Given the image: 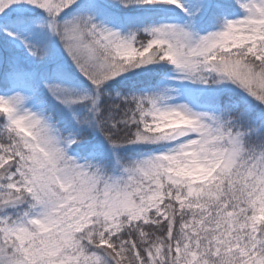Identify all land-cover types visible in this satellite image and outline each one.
<instances>
[{
  "label": "snow or ice",
  "instance_id": "snow-or-ice-1",
  "mask_svg": "<svg viewBox=\"0 0 264 264\" xmlns=\"http://www.w3.org/2000/svg\"><path fill=\"white\" fill-rule=\"evenodd\" d=\"M0 264H264V0H0Z\"/></svg>",
  "mask_w": 264,
  "mask_h": 264
}]
</instances>
